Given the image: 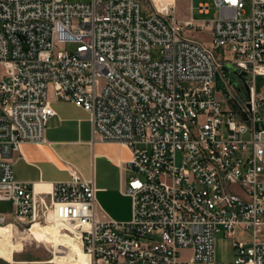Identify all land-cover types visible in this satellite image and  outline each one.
<instances>
[{
    "label": "built area",
    "instance_id": "obj_1",
    "mask_svg": "<svg viewBox=\"0 0 264 264\" xmlns=\"http://www.w3.org/2000/svg\"><path fill=\"white\" fill-rule=\"evenodd\" d=\"M146 1L143 16L139 0H0V200L12 204L0 226L54 222L86 264H181L184 248L264 264V0H214L207 20ZM226 61L248 90L224 76L229 95L217 89ZM50 90L88 112L93 140L130 150L128 220L98 216L95 182L74 168L49 190L14 177L12 154L45 141ZM217 234L232 240L228 261L214 262Z\"/></svg>",
    "mask_w": 264,
    "mask_h": 264
},
{
    "label": "crops",
    "instance_id": "obj_2",
    "mask_svg": "<svg viewBox=\"0 0 264 264\" xmlns=\"http://www.w3.org/2000/svg\"><path fill=\"white\" fill-rule=\"evenodd\" d=\"M49 100L55 114L47 121L45 141L24 142L19 151L12 154L14 177L33 183L37 189H46L44 184L51 187L55 182L67 179L69 169L74 168L83 177L94 180L97 208L113 219L128 220L131 216V201L124 188L131 171L125 169L124 162L130 159V150L116 142L93 140L89 114L74 102L57 97ZM11 211V202L0 200V213L8 220ZM226 245L229 247L227 253L224 251ZM191 253L190 248L180 250L179 262L213 264L193 261L190 259ZM231 258L232 240L217 234L214 262ZM36 264L63 263L41 258Z\"/></svg>",
    "mask_w": 264,
    "mask_h": 264
},
{
    "label": "rangeland",
    "instance_id": "obj_3",
    "mask_svg": "<svg viewBox=\"0 0 264 264\" xmlns=\"http://www.w3.org/2000/svg\"><path fill=\"white\" fill-rule=\"evenodd\" d=\"M68 1H80V0H68ZM140 4H141V14L143 16H146V14L148 12H150L148 6L150 7V4L146 1V0H139ZM207 3L209 5V10L207 13H201L199 12V4L201 3ZM190 5H192L193 7V11H192V16L196 19V20H207L210 19L212 17H215L218 15V8L214 3V0H176L175 3V14L177 16L178 19H185L187 17L191 16L190 13ZM151 8V7H150ZM195 36H197L198 38L204 39L207 43H208V38L209 36L207 35V33H200V32H195ZM68 48H72L73 45H68ZM226 50L225 48H217L214 49V52L217 56H222L224 54ZM154 57L155 58H160L161 55L159 53V48H155L154 50ZM262 80H264V78H262L261 76L257 77V81L260 83ZM56 97L53 93L49 95V98H54ZM99 141V140H98ZM177 159L179 160V156L177 157ZM80 173V172H79ZM127 174V173H126ZM127 197L130 199L131 201V197L127 195ZM97 215L98 216H103L104 214L103 212L97 208ZM37 226H33L32 229H29L26 232H14V238H17L20 235H23L21 233H32L34 229H36ZM26 235V234H24ZM29 240V241H28ZM28 240L24 239L22 240V248L20 250H17L14 254V260L12 262H9L3 258L0 257V264H36L38 259L44 258L49 260L51 258V253L49 252V248L51 249L52 246L49 245V243L43 244L42 241H39L38 236L35 235V239H29ZM229 247L226 245L224 248V251L227 253L228 252Z\"/></svg>",
    "mask_w": 264,
    "mask_h": 264
},
{
    "label": "bare ground",
    "instance_id": "obj_4",
    "mask_svg": "<svg viewBox=\"0 0 264 264\" xmlns=\"http://www.w3.org/2000/svg\"><path fill=\"white\" fill-rule=\"evenodd\" d=\"M155 2L159 7L164 4V0H155ZM44 185L47 186L46 189L36 188V190H49L51 188L48 184ZM34 225L37 228L32 233H21L23 235L17 238H14V232H19L17 229L11 225L0 226V257L12 262L14 252L22 248V240L35 239V235H37L39 241H42L43 244L49 243L54 248V257L51 259L53 262L63 264H86L88 262V256L81 250L75 238L63 237L58 232V227L54 222L46 225L36 222L30 229Z\"/></svg>",
    "mask_w": 264,
    "mask_h": 264
},
{
    "label": "water",
    "instance_id": "obj_5",
    "mask_svg": "<svg viewBox=\"0 0 264 264\" xmlns=\"http://www.w3.org/2000/svg\"><path fill=\"white\" fill-rule=\"evenodd\" d=\"M222 76H224V78H226L230 84H233L240 93H242V90L239 86L240 82H243L244 88L248 90V86L246 84L247 72L240 71L231 62L226 61L225 63H223L220 71H217L215 75L217 89H220L227 97L229 95V92L226 89V85L223 81Z\"/></svg>",
    "mask_w": 264,
    "mask_h": 264
}]
</instances>
